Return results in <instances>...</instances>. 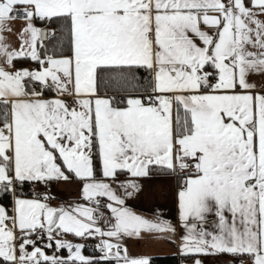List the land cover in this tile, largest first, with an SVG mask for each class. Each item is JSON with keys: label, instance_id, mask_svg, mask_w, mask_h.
Listing matches in <instances>:
<instances>
[{"label": "snow or ice", "instance_id": "obj_1", "mask_svg": "<svg viewBox=\"0 0 264 264\" xmlns=\"http://www.w3.org/2000/svg\"><path fill=\"white\" fill-rule=\"evenodd\" d=\"M261 17L264 0H0V264H152L123 239L177 229L118 190L153 174L178 176L188 264H264ZM72 179L87 205L52 206Z\"/></svg>", "mask_w": 264, "mask_h": 264}, {"label": "crops", "instance_id": "obj_2", "mask_svg": "<svg viewBox=\"0 0 264 264\" xmlns=\"http://www.w3.org/2000/svg\"><path fill=\"white\" fill-rule=\"evenodd\" d=\"M264 19V17H261ZM37 27H45L48 30V26L44 23L41 24L36 22ZM14 39V38H13ZM45 44V43H44ZM42 54L45 53L44 49H41ZM30 64L19 65L18 67H28ZM253 80L258 84L264 83L257 77H253ZM121 180L125 177L121 176ZM65 183L75 184L72 186V200L64 193L63 190H59L57 187L52 188L51 194L57 200L52 206H69L76 203H83L87 205L86 201H83L80 196L81 185L75 179L68 182H63L60 185L62 187ZM137 183L140 186V190L134 192L129 197L124 195L123 190H118L119 194L125 199V206L130 208L137 215H141L149 220H156L157 217L160 219L171 222L177 229L176 241L177 243H170L166 239H153L152 237L145 236L144 239H135L125 237L122 241V246L126 247L130 255L136 256H152V255H175L180 257L179 264H188L187 258L182 257L178 252L179 237L182 233L180 222L178 219V202H177V191H178V178L177 176H150L148 178H139ZM105 215L110 216V213L106 209H102ZM215 217L210 215L208 218V227L211 229L212 223ZM103 226V222H101ZM98 243V240H96ZM205 264H234L236 258L229 255L211 256L205 257ZM246 264L248 262L246 261Z\"/></svg>", "mask_w": 264, "mask_h": 264}, {"label": "trees", "instance_id": "obj_3", "mask_svg": "<svg viewBox=\"0 0 264 264\" xmlns=\"http://www.w3.org/2000/svg\"><path fill=\"white\" fill-rule=\"evenodd\" d=\"M38 22L43 24L40 21H38ZM47 26L48 27H52V29L55 30V26H49V25H47ZM45 45H48L46 53L49 54V55L53 54L54 48H53V45L49 43L48 38H47V40L45 42ZM55 53L57 55L60 53V49L58 47L55 48ZM30 63H31L30 61H25V62H23L22 64H19V65H26V64H30ZM152 176L156 177L158 175L153 174ZM180 176H182V175H180ZM177 178H178V176H177ZM40 186L36 189V191L40 188ZM32 192H33V189L30 186L25 189V194H30ZM96 245H97L96 240H91V239L88 240L86 242V246H85V249H84V254L86 256L93 257V258L98 257L100 255V253H99ZM149 257L152 258V264H179V260H180V257H177L175 255H152V256H149Z\"/></svg>", "mask_w": 264, "mask_h": 264}, {"label": "rangeland", "instance_id": "obj_4", "mask_svg": "<svg viewBox=\"0 0 264 264\" xmlns=\"http://www.w3.org/2000/svg\"><path fill=\"white\" fill-rule=\"evenodd\" d=\"M61 183H63V182H56V185H55V183H53L52 185H51V190L50 191H52V188L54 187V185H55V187H57L59 190H63L64 191V193L72 200L73 198H72V195H70L71 194V192H72V186H75V184H67V183H65L62 187H60V185L59 184H61ZM54 203H56L57 202V200L56 199H54V200H52Z\"/></svg>", "mask_w": 264, "mask_h": 264}, {"label": "built area", "instance_id": "obj_5", "mask_svg": "<svg viewBox=\"0 0 264 264\" xmlns=\"http://www.w3.org/2000/svg\"><path fill=\"white\" fill-rule=\"evenodd\" d=\"M41 29H43V31L41 32V37H40V39H41V41H42L43 43H45L46 40H47V36H46V31H47V29H46L45 27H41ZM33 66H34V65L31 64V65H29L28 67H33ZM178 175H184V174H183V173H180V174H178ZM53 183H55V182H53ZM53 183H51V185H52ZM51 185H50V190H51ZM43 187H44V186L41 185L40 188H39L37 191H41V190H43ZM50 203L53 204L54 202L51 201Z\"/></svg>", "mask_w": 264, "mask_h": 264}]
</instances>
